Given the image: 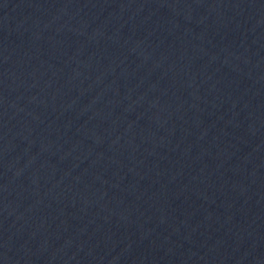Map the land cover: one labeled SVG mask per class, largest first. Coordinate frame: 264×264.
<instances>
[{
  "label": "water",
  "instance_id": "95a60500",
  "mask_svg": "<svg viewBox=\"0 0 264 264\" xmlns=\"http://www.w3.org/2000/svg\"><path fill=\"white\" fill-rule=\"evenodd\" d=\"M0 264H264V0H0Z\"/></svg>",
  "mask_w": 264,
  "mask_h": 264
}]
</instances>
